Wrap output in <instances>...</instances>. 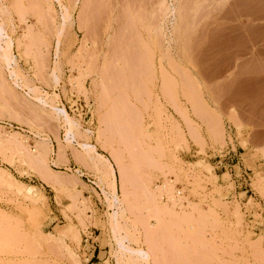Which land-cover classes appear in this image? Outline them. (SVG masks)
I'll return each mask as SVG.
<instances>
[{"label":"rangeland","instance_id":"obj_1","mask_svg":"<svg viewBox=\"0 0 264 264\" xmlns=\"http://www.w3.org/2000/svg\"><path fill=\"white\" fill-rule=\"evenodd\" d=\"M0 154V264H264V0H0Z\"/></svg>","mask_w":264,"mask_h":264},{"label":"bare ground","instance_id":"obj_2","mask_svg":"<svg viewBox=\"0 0 264 264\" xmlns=\"http://www.w3.org/2000/svg\"><path fill=\"white\" fill-rule=\"evenodd\" d=\"M239 57V56H238ZM239 60V59H238ZM258 64V63H257ZM253 66V65H252ZM261 66V65H260ZM253 70V69H252ZM257 70H258V68H257ZM254 71V70H253ZM250 72H252V71H250ZM255 72V71H254ZM241 73V72H240ZM252 74V73H251ZM257 75V74H256ZM237 77V76H236ZM253 78V77H252ZM255 79V78H254ZM255 81V80H254ZM239 83V82H238ZM255 90V89H254ZM239 91V90H238ZM237 95H236V98L238 99V93H236ZM239 94H240V96H241V93H240V91H239ZM251 94V93H250ZM252 95V94H251ZM257 93H256V91H255V93H253V97H251V98H253L254 99V103H253V106H255V104H256V100L258 99V98H256L257 96ZM250 97V96H249ZM261 97V96H260ZM240 98V97H239ZM242 98V97H241ZM243 101V100H242ZM239 106V105H238ZM252 106V105H251ZM252 106V107H253ZM61 111V110H60ZM250 111V110H249ZM61 114H63V115H65V117L67 118V120L69 119V120H71V118H69V116L67 115V113L62 109V111L60 112ZM253 114V113H252ZM247 116V115H246ZM256 116V115H255ZM252 117V116H251ZM69 123H70V121H69ZM72 123H74V122H72ZM67 125H69V124H67ZM78 126V125H77ZM77 126H76V128H77ZM68 127H70V126H68ZM71 127H72V124H71ZM74 128L73 129H75V126H73ZM71 131V130H70ZM69 131V132H70ZM70 133H72V132H70ZM70 133L66 136L67 137V142L68 141H70V137L72 136V134L70 135ZM69 135H70V137H69ZM45 150H47L46 149V147H45ZM87 150V149H86ZM0 156H1V154H0ZM0 186H5V187H7L9 190H14L18 195H23V194H28L29 192H31V190H32V188H27V187H16V184L14 183V180L11 178V176H9L8 174H6L5 172H0ZM41 197V196H40ZM0 218L2 219V220H0V221H9L10 220V217H6V216H3V215H1L0 214ZM8 218H9V220H8ZM7 219V220H6Z\"/></svg>","mask_w":264,"mask_h":264},{"label":"built area","instance_id":"obj_3","mask_svg":"<svg viewBox=\"0 0 264 264\" xmlns=\"http://www.w3.org/2000/svg\"><path fill=\"white\" fill-rule=\"evenodd\" d=\"M219 152H222V153H220V154H223V155L225 156V154H227L226 152H231V151L222 150V151H219ZM224 156H222V157H224ZM222 162H224V161L218 159V160L216 161V165H215V167H216V168H222V167H223V169H224V171H225L226 173H228L229 175H233L234 177H236V176H240V174H239L240 166L238 165V160H236L233 164L230 163V165H221ZM235 166H237V168H236L237 171H235V169H234ZM71 170H72V172L75 173V174L78 173V170L75 169V167H71ZM78 176H82V175L79 174ZM243 179H244V178H243Z\"/></svg>","mask_w":264,"mask_h":264},{"label":"crops","instance_id":"obj_4","mask_svg":"<svg viewBox=\"0 0 264 264\" xmlns=\"http://www.w3.org/2000/svg\"><path fill=\"white\" fill-rule=\"evenodd\" d=\"M220 112H221V114L222 115H226V110L224 109V107H220ZM239 116V118H240V120H244V118H246V116H244V115H238ZM238 118V117H237ZM251 121V120H250ZM253 122V121H252ZM254 124H257L256 122H253Z\"/></svg>","mask_w":264,"mask_h":264}]
</instances>
